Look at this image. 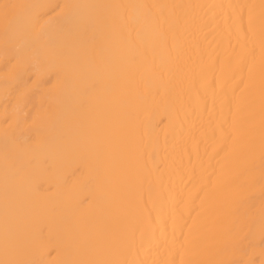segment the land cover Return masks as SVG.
<instances>
[{
    "label": "bare ground",
    "instance_id": "bare-ground-1",
    "mask_svg": "<svg viewBox=\"0 0 264 264\" xmlns=\"http://www.w3.org/2000/svg\"><path fill=\"white\" fill-rule=\"evenodd\" d=\"M0 264H264V0H0Z\"/></svg>",
    "mask_w": 264,
    "mask_h": 264
}]
</instances>
